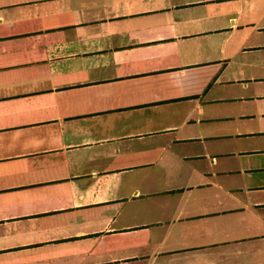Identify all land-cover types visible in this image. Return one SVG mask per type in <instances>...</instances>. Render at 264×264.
I'll return each instance as SVG.
<instances>
[{"label":"crops","instance_id":"1","mask_svg":"<svg viewBox=\"0 0 264 264\" xmlns=\"http://www.w3.org/2000/svg\"><path fill=\"white\" fill-rule=\"evenodd\" d=\"M263 137L264 0H0V264H264Z\"/></svg>","mask_w":264,"mask_h":264},{"label":"rangeland","instance_id":"2","mask_svg":"<svg viewBox=\"0 0 264 264\" xmlns=\"http://www.w3.org/2000/svg\"><path fill=\"white\" fill-rule=\"evenodd\" d=\"M247 136H254V134H248ZM240 143H238L239 147ZM257 147H264V137L259 139L257 142ZM257 151H254L256 153ZM239 164L243 167V169H249L251 167L253 171V177L251 180L253 181H264V155L259 154L256 157L243 159L239 157Z\"/></svg>","mask_w":264,"mask_h":264}]
</instances>
